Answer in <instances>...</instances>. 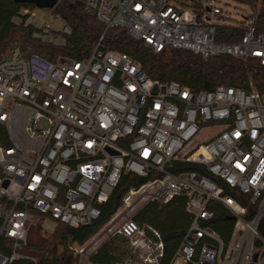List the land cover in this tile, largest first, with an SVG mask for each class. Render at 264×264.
Returning a JSON list of instances; mask_svg holds the SVG:
<instances>
[{"label": "built area", "instance_id": "obj_1", "mask_svg": "<svg viewBox=\"0 0 264 264\" xmlns=\"http://www.w3.org/2000/svg\"><path fill=\"white\" fill-rule=\"evenodd\" d=\"M62 1L82 3L106 30L123 28L155 53L182 50L205 60L232 56L264 65L263 0ZM22 13L32 25L35 13ZM223 26L244 35L221 42ZM50 33L46 25L33 37ZM70 34L65 24L63 35ZM251 87L195 91L155 80L139 61L100 44L84 60L57 62L14 46L0 60L7 141H0V264H43L38 247L47 244L32 241L33 229L44 236L32 219L91 226L127 174L145 182L126 191L85 244L60 246L85 257L80 264H95L90 257L119 237L129 253L116 264H161V233L134 215L148 203L166 205L181 196L191 223L168 264H263L264 93ZM215 204L234 221L228 242L212 227Z\"/></svg>", "mask_w": 264, "mask_h": 264}, {"label": "trees", "instance_id": "obj_2", "mask_svg": "<svg viewBox=\"0 0 264 264\" xmlns=\"http://www.w3.org/2000/svg\"><path fill=\"white\" fill-rule=\"evenodd\" d=\"M238 1L251 3L250 0ZM35 8L33 4L0 0V60L6 57L5 53L13 43L20 46L24 55L36 53L51 62H57L61 58L84 60L100 44L103 50L123 52L139 61L148 75L155 80L178 82L195 91H211L222 85L250 90L252 84L253 88L264 93V65L256 59L220 56L205 60L200 55L182 50L155 53L143 42L132 39L123 28L106 30V26L95 16L86 13L82 3L72 4L66 1L60 2L51 11L71 29V34L64 35V44H54L33 37L35 28L26 25L29 15H24L22 11ZM259 18L258 22L262 20L259 29L264 30V0L259 9ZM243 35L244 30L240 28L223 26L219 29L218 40L237 43ZM5 134L0 125V141L4 144L7 143ZM194 169L196 167L189 166V170ZM144 182L145 179L125 175L110 201L104 206L102 217L91 226L74 229L56 222L57 228L50 236L48 244L38 247L44 252L43 264H77L80 258L69 256L66 250L58 256V247L66 245L69 241L79 245L85 244L119 209L126 191L131 186L138 187ZM185 205V197H175L166 205L148 203L134 215L138 224L150 225L161 233L165 244V257L161 264L169 263L191 223V216L185 211ZM214 208L216 215L212 227L228 242L234 221L221 205L215 204ZM259 232L264 237V219L260 223ZM128 253L125 240L119 237L105 242L98 252L90 257V261L95 264H116Z\"/></svg>", "mask_w": 264, "mask_h": 264}, {"label": "rangeland", "instance_id": "obj_3", "mask_svg": "<svg viewBox=\"0 0 264 264\" xmlns=\"http://www.w3.org/2000/svg\"><path fill=\"white\" fill-rule=\"evenodd\" d=\"M35 13V18L33 20L32 26L36 29L43 30L46 25H49L51 27V33L45 34L43 39L45 41L53 42L54 44H64L65 43V37L63 35V30L65 28V23L62 19L56 18V15L53 14V12L50 9H39L35 8L34 10H30ZM15 46V43H13L9 49H7L5 55H8L10 50ZM33 222L36 224H40L41 231L44 236L41 235L37 229L32 230L31 239L33 242L39 241L43 242L45 241V244H48L50 235H52L56 228L57 223L56 221L52 220L49 217L40 216L38 219H32ZM45 237V240L44 238ZM43 238V239H42ZM47 239V240H46ZM127 246V243H126ZM64 253V250L62 247H58L57 249V255L61 256ZM83 260H85V257L80 258L77 264H80ZM90 260V259H89Z\"/></svg>", "mask_w": 264, "mask_h": 264}, {"label": "water", "instance_id": "obj_4", "mask_svg": "<svg viewBox=\"0 0 264 264\" xmlns=\"http://www.w3.org/2000/svg\"><path fill=\"white\" fill-rule=\"evenodd\" d=\"M17 4H33L39 9H54L58 4V0H13Z\"/></svg>", "mask_w": 264, "mask_h": 264}]
</instances>
